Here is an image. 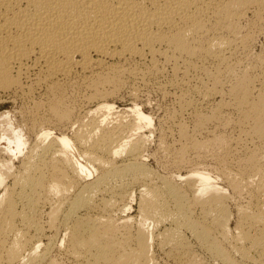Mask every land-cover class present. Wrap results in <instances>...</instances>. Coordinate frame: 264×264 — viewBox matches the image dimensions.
I'll return each mask as SVG.
<instances>
[{
  "label": "bare ground",
  "instance_id": "1",
  "mask_svg": "<svg viewBox=\"0 0 264 264\" xmlns=\"http://www.w3.org/2000/svg\"><path fill=\"white\" fill-rule=\"evenodd\" d=\"M129 82L175 99L166 173ZM36 95L0 114V264H264V0H0V99Z\"/></svg>",
  "mask_w": 264,
  "mask_h": 264
},
{
  "label": "rangeland",
  "instance_id": "2",
  "mask_svg": "<svg viewBox=\"0 0 264 264\" xmlns=\"http://www.w3.org/2000/svg\"><path fill=\"white\" fill-rule=\"evenodd\" d=\"M153 83V84H152ZM129 85H126L125 86V88H122L120 91H117V92H114V93H112V94H114L113 96H112V94H110V95H108L109 97H107V98H105L104 100L107 102H109L110 104H113V105H115V107H116V110L115 111H117L118 113H116V114H120L119 113V111H121V113L122 114H124L126 111H127V109L128 108H130L131 109V106L133 107L134 105H138V106H141L140 108L145 112V113H147L148 114V116H151V118H153V126L151 127V128H149V130L148 129H144V135L146 136V137H148V138H150V139H148V145H147V149H149V150H147V151H149V152H146V158L148 159L147 161H149L148 163L150 164V166H151V168H153L154 169V171L155 172H158V173H160L161 171H162V173H166L167 172V170L166 169H164V167H163V161L165 160V159H163V158H165V157H163V155L161 154V153H163L164 154V152L162 151L163 149H161L162 147H161V143H158V138H160V133H161V131H162V129H165L166 127L168 128V126H169V124L167 123V119H169V112L171 111V110H173V108L175 109V107H176V104H175V99L172 97V96H165V95H163V94H161L160 93V89L158 88V86H157V84H154V82H148V84H144V83H136V82H129L128 83ZM133 84H135V85H133ZM132 85L134 86V87H132ZM137 85H138V87H137ZM141 85H142V87H143V85H146V86H148V87H146V86H144L143 87V89H141L142 87H141ZM155 85V86H154ZM151 86H153V88L151 87ZM139 87H141V88H139ZM154 87H156V88H154ZM134 88H139V89H135L134 90ZM147 88V89H146ZM159 90H158V89ZM134 90V91H133ZM131 91H133V93H131ZM83 92V96L85 97L86 95H88V93H86V91H82ZM120 92V93H119ZM135 92V93H134ZM162 92V91H161ZM74 93V92H73ZM131 93V94H130ZM137 93V94H136ZM163 93V92H162ZM77 94V97L76 98H74V99H72V102H75V100L77 101V103H74V104H78V105H80V106H82V104H83V108L84 109H86L87 111H89V110H91L92 108L95 110L96 108H98L99 106H100V104H102L101 102H89V101H85V98H83V96H82V93H78L77 91L74 93V95H76ZM133 94H135V95H133ZM73 94H71V96L72 97H75ZM139 95V96H138ZM151 95V96H150ZM162 97H161V96ZM131 96H133V97H131ZM166 97L165 99H164V97ZM36 97V101H24V100H20V98H15V97H13L12 98V96H5V97H3L2 99H0V114H6L7 112H9L8 114L10 115V119L17 125V126H20V127H22V128H25V126H27V125H29V124H31V122H30V113H31V110H33V108H34V103H36L37 101H40V99L41 98H37L38 97V95H36L35 96ZM88 97V96H87ZM138 98V99H135V98ZM15 98V99H14ZM79 98H81V99H79ZM163 98V99H162ZM110 99V100H109ZM42 100V99H41ZM78 100H80V101H78ZM149 100V101H148ZM165 100V101H164ZM14 101V102H13ZM85 101V102H84ZM170 101V102H169ZM172 101H174L173 103H172ZM26 102V104H24ZM87 102V103H86ZM28 103V104H27ZM80 103V104H79ZM84 103H85V105H84ZM96 103V104H95ZM172 103V104H171ZM87 104V105H86ZM92 104V105H91ZM175 104V105H174ZM31 105V106H30ZM169 105V106H168ZM171 105H172V107H171ZM30 106V107H29ZM33 106V107H32ZM85 106V107H84ZM86 106H87V108H86ZM92 106H94V107H92ZM91 107V108H90ZM169 107V108H168ZM81 108V107H80ZM90 108V109H89ZM167 108H168V110H167ZM26 109H27V111H26ZM22 110H25V111H22ZM29 110V111H28ZM123 110H126V111H123ZM167 111H168V113H167ZM23 112V113H22ZM26 113H28L29 115H25ZM168 114V115H166V114ZM22 115V116H21ZM25 115V116H24ZM121 115V114H120ZM112 116H114V115H112ZM168 116V117H167ZM27 119H26V118ZM162 120H164V121H162ZM165 118V119H164ZM16 119V120H15ZM19 119V120H18ZM24 119V120H23ZM26 120H28V122H30V123H26ZM167 120V121H166ZM16 121H17V123H16ZM161 123H160V122ZM24 124H23V123ZM159 123V124H158ZM166 125H165V124ZM188 123H190L189 121H188ZM156 124V125H155ZM160 124H162L161 126H159ZM45 126L44 127H48L49 125H47V124H44ZM156 126V127H155ZM162 126H165V127H162ZM50 127V126H49ZM52 127V131L55 133H61L60 132V130L59 129H57L56 128V130H55V128H54V126H51ZM70 127V126H69ZM67 128L66 127V130H64L65 131V133H68L69 135H71V132H72V130H71V128ZM155 127V129L156 130H158V132H156V130L155 129H153ZM162 129H161V128ZM65 129V128H64ZM152 131H151V130ZM161 129V130H160ZM59 130V131H58ZM167 130H169V128L167 129ZM154 133V135H151V134H153ZM171 135H173V134H171ZM149 136H153V137H149ZM157 136V137H156ZM176 135L174 134L173 136H170L169 138H168V141H167V144H168V147H171L172 145L170 144V143H173V142H177L178 141V139H177V136L175 137ZM155 137V138H154ZM175 137V140L173 139ZM151 139H154V140H151ZM151 141H153V142H151ZM160 142V141H159ZM154 143V144H153ZM174 145H175V147L178 145V144H175V143H173ZM170 145V146H169ZM174 145L172 146V147H174ZM157 146V147H156ZM159 146V147H158ZM159 148V149H158ZM160 150L159 152H158V154H157V151L156 152H154V150ZM153 152V153H152ZM161 152V153H160ZM152 153V154H151ZM154 153H156L157 155H155ZM160 153V154H159ZM151 154V155H150ZM152 155H154L153 157H151ZM158 156V157H157ZM163 157V158H161V157ZM165 156V155H164ZM150 157V158H149ZM192 157H193V155H190V159H192ZM155 158H156V160H158L159 159V161H156L155 160ZM153 161H152V160ZM160 159H162V161L160 160ZM158 163H160V164H158ZM210 163V166H211V162L210 161H205L201 166H203V167H209V165H207V164H209ZM154 164V165H153ZM157 167L159 168V169H157ZM160 168H163L164 170H162V169H160ZM159 170H161V171H159ZM187 173V169H182V171L181 172H179V173H181L182 175H185L186 173ZM162 173H160V174H162ZM176 173H178V172H176ZM133 209L134 210H136V211H134V210H132L131 211V213L134 215V216H136L137 215V209H138V205H137V203L136 202H134L133 203ZM136 214H135V213ZM164 260L162 259V258H160V264L161 263H163V264H167V263H165V261L163 262Z\"/></svg>",
  "mask_w": 264,
  "mask_h": 264
}]
</instances>
